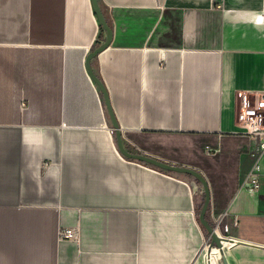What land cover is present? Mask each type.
<instances>
[{
  "label": "crops",
  "instance_id": "obj_1",
  "mask_svg": "<svg viewBox=\"0 0 264 264\" xmlns=\"http://www.w3.org/2000/svg\"><path fill=\"white\" fill-rule=\"evenodd\" d=\"M97 1L112 40L90 66L125 149L199 171L227 264H264L238 117L264 95V0ZM102 29L93 0H0V264H224L198 185L118 149L86 67Z\"/></svg>",
  "mask_w": 264,
  "mask_h": 264
},
{
  "label": "water",
  "instance_id": "obj_2",
  "mask_svg": "<svg viewBox=\"0 0 264 264\" xmlns=\"http://www.w3.org/2000/svg\"><path fill=\"white\" fill-rule=\"evenodd\" d=\"M93 5H94L95 12L97 14V17H98L103 29L106 32L107 38L97 49H95L93 52H91L89 54L87 61H86V67L88 69L90 76L96 82V84L99 86V88L103 94L105 104L107 106V109H108V112H109V115L111 118L112 126L115 130V133H116L118 149L120 150V152L124 156H126L130 159L140 160V161L149 163L151 165H154L158 168L164 169L166 171L188 174V175L195 177L197 180H199L201 182V184L203 185V188H204L205 202L203 204V208H202L201 213L199 215V219H200L201 224L205 227V229L209 233L210 238L212 239V245H210V247L211 248H213L214 246L217 247L219 249L220 253L222 254L223 263L227 264L226 259H225V255H224V245L228 241H233V240H230V238H227L225 236L220 235L218 233L216 227L211 226L210 223L206 219V212H207V209H208V206L210 203V198H211L210 189H209V185H208L206 178L196 169L185 167V166H180V165L170 164V163L163 162V161H160V160H157L155 158H152V157H149L146 155H142V154H134V153H131L125 149V147L123 145V141H122V134L120 131V126H119V124L116 120V117L114 115V111L112 109V105H111L110 98H109L108 92L106 90V87L104 86L102 81L94 74V72L92 71L91 66H90V60L92 58H94L96 55H98L100 52H102L110 44V42L112 40V30H111L108 22L106 21V18L104 16L102 10L100 9L98 1L93 0Z\"/></svg>",
  "mask_w": 264,
  "mask_h": 264
},
{
  "label": "built area",
  "instance_id": "obj_3",
  "mask_svg": "<svg viewBox=\"0 0 264 264\" xmlns=\"http://www.w3.org/2000/svg\"><path fill=\"white\" fill-rule=\"evenodd\" d=\"M238 117L240 125L245 128L244 133L254 146L251 151L253 163L241 187L259 190L261 187V162L264 157V95L252 96L249 93H243L240 97ZM58 235L60 239H78L80 227H61ZM206 246L208 247L207 244Z\"/></svg>",
  "mask_w": 264,
  "mask_h": 264
},
{
  "label": "rangeland",
  "instance_id": "obj_4",
  "mask_svg": "<svg viewBox=\"0 0 264 264\" xmlns=\"http://www.w3.org/2000/svg\"><path fill=\"white\" fill-rule=\"evenodd\" d=\"M188 178H190L193 182H194V184H197L198 185V187L203 191V194H204V196H205V193H204V188H203V185L201 184V183H199V182H197V180H196V178L195 177H193V176H190V175H186ZM201 210V209H200ZM198 215H200V211H199V213H198ZM198 218H197V221L199 222V216H197ZM199 225L202 227V229L204 230V233H205V235L206 236H209V233L207 232V230L205 229V227L201 224V223H199ZM207 247V246H206ZM215 247V246H214ZM215 248H217V247H215Z\"/></svg>",
  "mask_w": 264,
  "mask_h": 264
},
{
  "label": "bare ground",
  "instance_id": "obj_5",
  "mask_svg": "<svg viewBox=\"0 0 264 264\" xmlns=\"http://www.w3.org/2000/svg\"><path fill=\"white\" fill-rule=\"evenodd\" d=\"M214 249H215V250H214V253L218 255V254L220 253V252H219V249H217V248H214ZM206 254H207V253H206ZM212 255H213V254H212ZM208 257H209V256H208Z\"/></svg>",
  "mask_w": 264,
  "mask_h": 264
},
{
  "label": "trees",
  "instance_id": "obj_6",
  "mask_svg": "<svg viewBox=\"0 0 264 264\" xmlns=\"http://www.w3.org/2000/svg\"><path fill=\"white\" fill-rule=\"evenodd\" d=\"M103 28V27H102ZM103 30V29H102ZM191 176V175H190ZM197 180V179H196ZM199 183H201L199 180H197ZM202 208H203V205H202Z\"/></svg>",
  "mask_w": 264,
  "mask_h": 264
}]
</instances>
